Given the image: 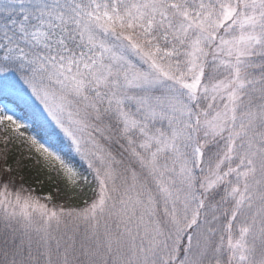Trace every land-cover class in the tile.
I'll return each instance as SVG.
<instances>
[{"label": "snow or ice", "instance_id": "6c2138e0", "mask_svg": "<svg viewBox=\"0 0 264 264\" xmlns=\"http://www.w3.org/2000/svg\"><path fill=\"white\" fill-rule=\"evenodd\" d=\"M0 264H264V0H0Z\"/></svg>", "mask_w": 264, "mask_h": 264}, {"label": "trees", "instance_id": "16d2710c", "mask_svg": "<svg viewBox=\"0 0 264 264\" xmlns=\"http://www.w3.org/2000/svg\"><path fill=\"white\" fill-rule=\"evenodd\" d=\"M26 153H22L18 146H12V153L10 157V163L17 159L21 158ZM21 173L24 175L25 182L32 184L38 194H44L54 189V185L46 179V173L40 171V166L36 165L34 161L23 160L21 159ZM43 181L42 184L37 183V181Z\"/></svg>", "mask_w": 264, "mask_h": 264}]
</instances>
